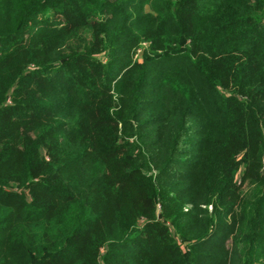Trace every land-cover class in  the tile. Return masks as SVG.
Here are the masks:
<instances>
[{"label": "trees", "instance_id": "trees-1", "mask_svg": "<svg viewBox=\"0 0 264 264\" xmlns=\"http://www.w3.org/2000/svg\"><path fill=\"white\" fill-rule=\"evenodd\" d=\"M0 264H264V0H0Z\"/></svg>", "mask_w": 264, "mask_h": 264}]
</instances>
